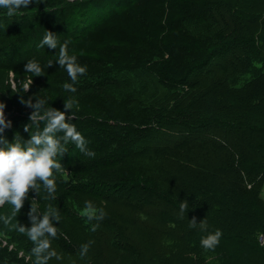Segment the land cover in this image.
<instances>
[{
  "label": "trees",
  "instance_id": "16d2710c",
  "mask_svg": "<svg viewBox=\"0 0 264 264\" xmlns=\"http://www.w3.org/2000/svg\"><path fill=\"white\" fill-rule=\"evenodd\" d=\"M217 7L215 0H33L27 9L12 17L0 9V101L6 105V120L11 121L3 136L9 143L17 134L22 141L30 139L24 126L30 123L33 109L20 103L21 96L24 100L46 98V107L60 111H64V101L75 98L76 104L68 113L73 118L68 122L75 124L86 139L87 148L94 153L86 156L69 143V151L57 157L64 171L55 174L56 199L46 200L43 186L40 196L31 191L9 227L3 217L11 216L12 206L6 203L0 207V264H34L33 243L13 225L30 227L31 204H38L43 213L49 203L60 211V222L53 223L62 233L50 240L65 252L79 255L82 244L100 236L115 250L129 254L122 264H140L149 257V251L159 253L164 261L172 260V264H191V258H204L207 250L197 240L183 241L184 236L176 231L178 227L184 230L187 224L186 216L180 213L181 203L175 200L178 196L179 200L184 196L190 199L183 187L200 191H196L194 213H186L189 220H206V231L198 226V232L209 234L219 229V243L235 247L232 251L223 250L225 255L222 250L217 251L220 264H264V245L258 241L264 215L256 209L257 203H264L260 195L264 185V45L254 38H235L237 45L253 47L248 55L250 61L259 64L258 72L242 85L240 79L232 84L239 73L253 68L248 64L237 72L236 65L231 67L235 74L219 82H231L233 89L251 88L252 92L236 93L231 105L189 113L194 119L184 123V127L205 131L198 140H177L162 149L146 145L154 131L164 130L160 115L145 107L135 120L120 121L96 95L98 89L115 83L122 73L139 69L154 73L165 89L186 84L200 73L212 72L213 60L235 45L227 38V31L202 32L196 28L205 25ZM45 30L53 32L60 43L69 41V54L75 55L81 66H87L86 74L79 76L74 85L76 93L63 88L71 80L55 61L58 49L37 48ZM33 59L44 67L43 76L24 71V65ZM48 60H53L51 67H46ZM228 69L226 65L224 72ZM26 86L30 88L24 92ZM188 167L209 172L206 186L182 180L178 171ZM219 182L229 189L238 184L244 194L240 199L247 209L238 212L236 205L221 199V192L215 187ZM246 182L254 183L251 189H246ZM166 195L163 200L167 204L156 214L165 227L158 233L162 244L154 243L152 248L138 242L133 233L128 234V226H122L119 215L94 205L98 216L100 210L105 213L104 219L95 224L82 212L86 200L99 204L124 197L131 209H142L140 214L146 212L148 216L152 213L147 206L160 208L161 197ZM134 197L139 200L137 203ZM131 218L128 225L140 222L136 213L132 212ZM148 224L143 226L156 233L157 228ZM94 244L95 241L87 253L92 263L98 258L93 254ZM229 258L232 263L227 261Z\"/></svg>",
  "mask_w": 264,
  "mask_h": 264
},
{
  "label": "rangeland",
  "instance_id": "374dc122",
  "mask_svg": "<svg viewBox=\"0 0 264 264\" xmlns=\"http://www.w3.org/2000/svg\"><path fill=\"white\" fill-rule=\"evenodd\" d=\"M215 1L219 6L217 7L215 13L210 17L205 25L200 27L196 26V28L197 30L200 29L202 32L212 31L215 29L227 31V38H229L230 41H235V45L234 49L229 51L227 54L218 56L213 60L210 66L212 68V72L200 73L196 79H191L186 84L178 85L173 89H165L161 86L154 73L146 69H139L134 72L122 73L119 75L115 83L108 84L98 89L96 92V95L103 102L106 108L120 121L135 120L134 117H136L145 107H149L152 111L155 110L160 115L159 118L163 121L162 123L165 126L164 130L161 132L154 131L151 137L145 141L146 145H151L156 149H162L168 144H175L177 140H198L205 135V131H189L186 127H184V123L190 122L194 119L193 117H189V113L195 112V109L197 110L199 108L202 111H206L212 108L217 109L219 106L224 104L231 105L233 101H236L234 95L241 93V95H248L252 92L251 88L242 90L233 89L232 86H229V83L232 82L233 84L240 79V85H242L246 80H249L258 72L259 64L255 65L256 61H250L251 57L248 55L252 51L253 47L249 44H247V46L237 45L238 43H236L235 38H254L259 40L260 44L264 45V23H261V21L264 22V0ZM248 64L253 66V68H248L244 72L239 73L237 76L238 78L232 79L231 82H219L220 79H224L228 75L235 74V71H233L235 68L231 69V67L239 65V69H237V72H239ZM226 65L229 66L231 70L228 69L224 72ZM214 100L215 103L211 102ZM210 104L213 105L211 108H208L206 105L210 106ZM204 106H206L207 109H204ZM153 122L157 123L155 119ZM156 160L159 162L161 159L156 158ZM253 165L255 164L251 163L252 167H254ZM178 173L182 177L183 181L190 182L192 185L198 184L199 186H206L207 177L209 176V172L207 170L202 169L200 172L198 169H193V167L183 168L182 170H179ZM218 184L220 186L216 185L215 187H217V190L221 192L219 197L230 204L236 205L238 212L244 211L245 209L243 208H245L247 204L240 199L244 196L243 192H240L242 190L239 188L240 186L236 184L238 186L233 185L229 189L220 182ZM251 184L254 183L246 182V189H251ZM182 190L190 194V199L188 200L187 197L184 196L180 197L179 200L178 196L175 197V200L180 201V203L182 201H187V203L191 204L188 210H190L191 213H194V200L198 199L196 191L199 190L197 188L193 189L190 187H183ZM213 190H215V188ZM177 194H179V192ZM260 195L264 198V185ZM166 197L167 195L161 197L163 202L160 204V208L158 207L159 205L154 207L147 206V209L152 213L148 214V216H146V212L140 214L142 209H131L130 204L126 202L124 197H119L116 201L100 202L99 204L93 202V204L100 206L101 209L105 211H109L117 216L119 215L122 226H128L127 233H133V236L138 242L140 241L143 243L146 248H152L154 243L157 245L162 240V237H160L158 233L160 232L161 227L164 229L165 227L162 220L159 219L160 217L156 216V214L159 213L158 211L161 207L167 204L163 200V198L165 199ZM204 198L205 197L202 195V200H204ZM133 201L137 203L139 200L134 197ZM257 205L256 209L259 210L261 215H264V212H262L264 211V203H257ZM140 206L143 208V204H140ZM143 209L146 211V208ZM82 212L88 217L89 213L85 210V208L82 209ZM132 212L136 213V216L140 218V222L128 225L127 220L132 217ZM92 214L98 217L97 209H94ZM184 215L186 216L185 223L187 224L185 225L184 230L178 227V230L176 231L184 236L182 238L183 241L197 240L200 242L201 238L208 234L199 233L196 227H190L189 221L192 219L189 220L188 214L185 213ZM92 221L97 223L99 219H93ZM135 221L136 220H134V222ZM143 223H149L148 225L155 226L157 228L156 233L154 231L155 229H152V231L146 229L143 226ZM175 228L176 227H173V229ZM259 231V233H263L264 226L260 227ZM91 240L95 241V244L93 245V254L98 257L97 259H94L95 262L92 263V261H90V258L87 257L89 256L88 254L81 257L78 254L68 253L59 248L55 243L51 242L52 249L57 252L61 259L52 258L48 261V264H114L115 262L117 264H122L128 260L129 254H126L123 251L115 250L110 244H108L104 237L95 236L91 237ZM160 244H162V242H160ZM233 247L234 246L232 244L223 245L219 243L213 250H207L204 254V258H191V264H220L216 260L217 253H220L217 251L225 250L226 252L229 249L232 251L234 250ZM225 252L223 251L221 253L225 255ZM190 254L192 256L195 255L191 252ZM148 256L147 257L150 260L145 258L140 264L173 263L172 260L164 261L163 258L159 256V253L149 251ZM227 261L231 263L233 262L230 258ZM175 262L177 261L175 260Z\"/></svg>",
  "mask_w": 264,
  "mask_h": 264
},
{
  "label": "clouds",
  "instance_id": "9594fccd",
  "mask_svg": "<svg viewBox=\"0 0 264 264\" xmlns=\"http://www.w3.org/2000/svg\"><path fill=\"white\" fill-rule=\"evenodd\" d=\"M33 0H0V9L6 10V15L12 17L20 12L21 9H27ZM69 41L60 43L57 36L45 30L43 38L37 44L38 49H58L55 61L60 68H64L71 80V83H65L63 88L70 93H76L77 88L74 85L78 77L86 74L87 66H81L77 63V57L68 52ZM53 60H48L46 67H51ZM24 71L31 73L32 76H43L44 67L33 59L27 61L24 65ZM32 84V79H31ZM31 86V85H30ZM30 86H26L24 92L28 91ZM33 100L35 102H33ZM20 103L33 109L29 116L30 123L24 126V131L28 132L30 139L22 141L19 134L14 136L13 142L9 143L3 136L5 129L11 127V121L5 117V103L0 101V207L10 204L12 206L11 216L3 217L5 225H11V221L21 212L25 200L29 193L34 191L40 196L41 186L46 191V200H55L56 181L55 174L64 171L63 165L57 157H63L69 151L67 145L72 143L81 153L86 156H93L94 153L87 148V141L84 136L77 131L75 124L70 123L73 116L68 115L76 104L75 98H69L64 101V111L49 107L46 98L29 97L24 100L21 96ZM41 123L43 127L41 128ZM32 129H35L32 131ZM35 200V199H33ZM187 201L180 204V213L183 216L188 210ZM84 208L89 213L88 219L103 220L105 213L100 210L99 216L93 215L95 206L92 201H85ZM28 218L31 226L26 227L22 224L13 225L20 233H24L31 240L34 247L31 249V255L35 257L34 264H48L52 258L61 259L57 252L51 247V239H56L59 229L54 226L53 221L59 223L61 214L57 207L49 203L46 210L41 213L38 204H31ZM190 227L199 226L201 230L207 229L206 220L200 223L193 217L189 221ZM222 232L217 229L214 233H209L201 238V246L206 250H213L220 242ZM94 241H88L80 246L79 255H87Z\"/></svg>",
  "mask_w": 264,
  "mask_h": 264
},
{
  "label": "built area",
  "instance_id": "2783aa9c",
  "mask_svg": "<svg viewBox=\"0 0 264 264\" xmlns=\"http://www.w3.org/2000/svg\"><path fill=\"white\" fill-rule=\"evenodd\" d=\"M258 241L261 245H264V232L263 233H259L258 235Z\"/></svg>",
  "mask_w": 264,
  "mask_h": 264
},
{
  "label": "crops",
  "instance_id": "0c3cea01",
  "mask_svg": "<svg viewBox=\"0 0 264 264\" xmlns=\"http://www.w3.org/2000/svg\"><path fill=\"white\" fill-rule=\"evenodd\" d=\"M264 199V198H263Z\"/></svg>",
  "mask_w": 264,
  "mask_h": 264
}]
</instances>
